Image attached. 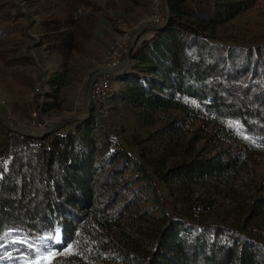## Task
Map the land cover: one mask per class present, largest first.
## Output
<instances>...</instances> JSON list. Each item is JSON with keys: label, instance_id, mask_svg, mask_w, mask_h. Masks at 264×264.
Instances as JSON below:
<instances>
[{"label": "trees", "instance_id": "1", "mask_svg": "<svg viewBox=\"0 0 264 264\" xmlns=\"http://www.w3.org/2000/svg\"><path fill=\"white\" fill-rule=\"evenodd\" d=\"M255 1L168 0L166 24L147 27L151 36L133 46V64L112 98L148 124L161 122L157 156L145 145L123 146L90 116L40 137L0 118V264L56 252L60 241L116 264H264L261 241L208 221L210 200L190 193L246 166L224 138L264 152V41L238 44L214 33ZM49 82L63 83L59 74ZM194 120L213 131L202 132L204 148L190 137L188 156L165 166ZM214 138L219 143L208 144ZM166 143L173 146L167 154ZM161 188L174 189L173 200ZM262 192L244 201L246 219H264Z\"/></svg>", "mask_w": 264, "mask_h": 264}, {"label": "rangeland", "instance_id": "2", "mask_svg": "<svg viewBox=\"0 0 264 264\" xmlns=\"http://www.w3.org/2000/svg\"><path fill=\"white\" fill-rule=\"evenodd\" d=\"M153 15H165L164 0H0V114L26 134L44 135L61 124L62 130H68L90 116L121 139L123 146L138 151L145 145L159 155L158 148L164 142L157 131L161 122L148 124L112 95L102 110L88 103V115L82 117L91 76L102 63L106 64L105 57L117 44L125 40L127 49L130 39L141 25L151 23ZM146 28L137 34L134 45L151 36L152 31L146 32ZM214 33L217 39L238 44L264 41V0H256L250 9L217 27ZM125 45H121L124 56ZM132 64L131 60L120 74L113 76L114 91ZM56 74L63 81L59 87L49 82ZM168 114L180 116L177 111ZM202 124L200 120L188 122L187 135L180 136L169 154L173 146L166 143L165 166L188 156L185 149L192 147L186 148L184 141L190 137L196 149L204 148L203 135L213 131L208 127L203 132ZM224 140L225 147L238 152L246 166L236 178L196 184L190 193L210 200L208 221L243 228L251 238L264 244V219H246L249 206L244 203L252 194L264 193V152L243 147L229 138ZM218 141L214 138L208 144L216 145ZM161 189L173 200L174 189ZM83 251L87 252L60 241L56 252L38 254L24 264H116L98 250L89 256Z\"/></svg>", "mask_w": 264, "mask_h": 264}, {"label": "built area", "instance_id": "3", "mask_svg": "<svg viewBox=\"0 0 264 264\" xmlns=\"http://www.w3.org/2000/svg\"><path fill=\"white\" fill-rule=\"evenodd\" d=\"M160 18H164V16H152L150 22L155 24L159 22ZM117 45H125L124 43H119ZM116 45V47H117ZM116 47L115 52L109 53V58L105 60L106 64H103V70H101L98 75L93 78L92 84L90 86V95L88 96V103L92 107H95L101 110V105H96L95 101V92H102L104 93L105 87H108L110 83H104V75L113 72V70H122L124 66H121L125 56H116ZM125 52H126V45H125Z\"/></svg>", "mask_w": 264, "mask_h": 264}, {"label": "water", "instance_id": "4", "mask_svg": "<svg viewBox=\"0 0 264 264\" xmlns=\"http://www.w3.org/2000/svg\"><path fill=\"white\" fill-rule=\"evenodd\" d=\"M164 10H165V15H164V20L163 22L160 24V25H154L152 23H145L143 25L140 26V28L137 30V32L135 33V35L132 37V39H130V42L128 44V47L126 49V52H125V57H124V60H123V63L121 66H125L126 64H128L130 61H131V58L129 57V53L130 51L132 50L133 46H134V43L136 42V38H137V34L144 28V27H150L152 29H159L161 27H163L166 22H167V19H168V16H169V8L167 6V2L166 0H164ZM96 75V73H94L91 78L89 79V82H88V85H87V93H86V96H85V101H84V104H85V114L82 115V117H85L88 115V96H89V90H90V86L92 84V81H93V78L94 76ZM0 118L6 123L8 124L9 126H11L14 130L18 131L19 133H22V134H26L25 131L19 129L13 122H11L10 120H8L7 118H5L3 115L0 114ZM50 129V128H49ZM48 132V131H46ZM27 135H31V136H34V137H40V136H43V134H27Z\"/></svg>", "mask_w": 264, "mask_h": 264}, {"label": "bare ground", "instance_id": "5", "mask_svg": "<svg viewBox=\"0 0 264 264\" xmlns=\"http://www.w3.org/2000/svg\"><path fill=\"white\" fill-rule=\"evenodd\" d=\"M150 20H151V18L149 19V21ZM162 21H163V18H160L159 22H156L155 25H157V24L160 25L162 23ZM111 52H115V48L112 49L109 53H111ZM123 53L124 52H122L121 45H118L116 47V56H124ZM108 58H109V54H108L107 57H105V60L108 59ZM101 70H103V63H102V65H100L98 71H96V75H98V73ZM120 71L121 70H113V72H111L109 74H105L104 75V83H110V84L108 85V87H105L104 93H102V92H95L96 105H101V110L103 109L104 103H106L107 99L110 98L111 95H113L114 90H113V81H112L113 79L112 78H113L114 75L120 74ZM89 95H90V90H89Z\"/></svg>", "mask_w": 264, "mask_h": 264}]
</instances>
